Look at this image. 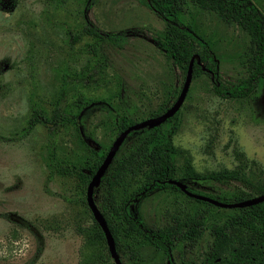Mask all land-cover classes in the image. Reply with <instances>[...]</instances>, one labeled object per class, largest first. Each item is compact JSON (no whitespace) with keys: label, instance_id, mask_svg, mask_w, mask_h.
<instances>
[{"label":"rangeland","instance_id":"374dc122","mask_svg":"<svg viewBox=\"0 0 264 264\" xmlns=\"http://www.w3.org/2000/svg\"><path fill=\"white\" fill-rule=\"evenodd\" d=\"M251 1L264 14V0ZM179 17L208 45L221 95L205 75L192 78L175 120L160 125L172 136L180 157L176 166L186 161L210 178L176 179L191 193L220 202L237 203L228 196L236 189L249 193L252 186L264 193V78L249 97L228 94L247 76L249 38L236 24L188 1ZM164 27L140 0H0V264H114L81 202L85 191L77 170L85 159L95 161L99 148L106 155L118 135L115 118L134 109L136 124L161 115L176 100L186 70L158 45ZM92 28L105 37L96 55L87 47ZM80 98L106 102L112 111L94 105L81 127L76 121L44 122L52 108L62 111ZM31 102L42 109L40 122L27 130ZM138 138H125L113 159L125 158ZM61 168L73 173L61 174ZM143 183L130 176L120 182V216L126 207L151 236L173 216L198 217L201 234L195 243L176 241L170 256L152 241L137 246L121 236L116 252L122 264H205L216 225H225L233 240L251 237L234 221L239 211L209 206L170 187L146 190ZM98 199L93 192L96 207ZM135 250L137 257L131 255Z\"/></svg>","mask_w":264,"mask_h":264},{"label":"trees","instance_id":"16d2710c","mask_svg":"<svg viewBox=\"0 0 264 264\" xmlns=\"http://www.w3.org/2000/svg\"><path fill=\"white\" fill-rule=\"evenodd\" d=\"M140 1L157 18L164 22L165 27L157 43L165 51L166 57L184 70L187 69L190 60H192V78L205 75L212 83L214 92L219 95H221V90L216 85L211 51L202 38L182 22L179 12L185 1H188L204 11L217 14L226 24H236L249 38L250 58L246 66V78L240 81L237 89L228 94L234 99L246 98L253 95L256 85L264 78V14L251 0ZM13 3L15 4L16 0H13ZM88 33L92 36L93 40V44L87 46L88 51L96 55L105 37L96 28L88 30ZM195 57H198L203 64H197ZM101 71L102 69H100ZM94 105H102L108 111H112V108L106 102H95L91 98H80L76 99L73 105L68 104L62 111L57 107L52 108L51 115L45 117L43 120L45 123L51 124V126H55V123L59 121H66L67 123H74L76 121L78 127H81L80 121L82 117ZM41 109L36 103L31 102V117L27 121V130L32 129L36 123L40 122L37 111ZM134 111L133 109V115L129 112L126 116L117 117L112 122L117 134L135 122ZM178 113L179 111L166 122L169 123L175 120ZM134 134H139L134 148L125 158L121 160L113 159L102 176L99 186L94 189V193H99L97 208L107 224L116 250L120 248V237L125 236L126 238L134 239L137 246L143 242L152 241L156 248L162 250L167 256H170L176 241L183 240L189 241V243L197 241L203 225L200 218L191 217L182 219L178 216H173L169 224L161 227L151 236L144 228L138 225L126 207L123 208L121 211L122 216H120L115 198V191L118 185L125 177L130 176L136 179L142 178L144 182L143 187L146 190L152 187H170L175 191H179L175 186L168 184L170 180H179L176 179L178 175L183 177V182H206L210 178L197 174L186 161L182 162L180 167L176 166V161L180 157L173 147L172 136L164 132L162 126L133 131L127 137ZM94 155L96 156L95 161L85 159L77 170L79 188L82 192H86L85 189L103 161L105 152L99 148ZM59 171L61 174L66 175L73 173L72 168H61ZM228 196L232 198V202H242L254 196H264V193L251 186V192L249 193L236 189L232 193H229ZM81 202L87 208L85 196L81 198ZM221 202L228 203L229 201L221 200ZM233 210L239 211L240 215L238 216H241L237 217L234 221L248 229L251 237L233 240L227 234L225 225L214 226L212 228L213 242L205 258V264H264V197L253 206ZM93 223L100 237L104 240L97 223L95 221ZM137 254V250H135L131 255L137 257ZM169 264H172V261Z\"/></svg>","mask_w":264,"mask_h":264},{"label":"water","instance_id":"95a60500","mask_svg":"<svg viewBox=\"0 0 264 264\" xmlns=\"http://www.w3.org/2000/svg\"><path fill=\"white\" fill-rule=\"evenodd\" d=\"M197 64H199L198 61H197ZM192 71H193V61L190 60L187 66V69H186V74H185V78H184V82L182 84L181 90L176 100L167 110H165L161 115L157 117L146 119L136 124H133L127 127L124 131L120 132L117 135L115 140L112 142L110 148L108 149L103 161L101 162L100 166L97 168V170L91 177L86 187L85 202H86L87 208L89 209L93 220L97 223L98 227L100 228L103 234L109 256L114 264H122V263L120 262L119 257L117 255L114 240L107 227V224L94 203V200H93L94 189L99 185L102 176L107 171L117 150L119 149L120 145L122 144V142L124 141V139L127 137V135L130 132L141 130L143 128H149V129L156 128L162 125L163 123H165L170 118H172L180 110V108L182 107L185 101L188 90H189V86L192 80ZM95 149L97 150L98 147H95ZM168 184L175 186L180 192H182L185 196L189 198H192L200 202H205L209 205H212L214 207L221 208V209L246 208V207H250V206H253L259 203L262 199L261 198L259 201H256V199H249V200H245V201L237 202V203H222L220 201H217L207 196L191 193L190 191L187 190L186 186L179 181L170 180L168 181Z\"/></svg>","mask_w":264,"mask_h":264}]
</instances>
